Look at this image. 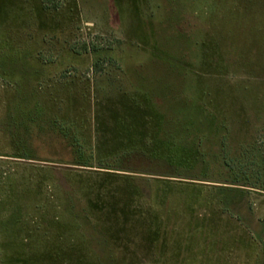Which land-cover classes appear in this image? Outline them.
Instances as JSON below:
<instances>
[{
  "label": "rangeland",
  "instance_id": "obj_1",
  "mask_svg": "<svg viewBox=\"0 0 264 264\" xmlns=\"http://www.w3.org/2000/svg\"><path fill=\"white\" fill-rule=\"evenodd\" d=\"M3 51L0 264H264V0H0ZM38 108L197 180L70 165Z\"/></svg>",
  "mask_w": 264,
  "mask_h": 264
},
{
  "label": "trees",
  "instance_id": "obj_2",
  "mask_svg": "<svg viewBox=\"0 0 264 264\" xmlns=\"http://www.w3.org/2000/svg\"><path fill=\"white\" fill-rule=\"evenodd\" d=\"M52 0H48L50 2ZM89 47L86 44L83 46V50H76L73 49L74 53L83 54L87 53ZM19 53V52H18ZM18 53H7L1 52L0 53V76L6 77L14 74L20 73L23 76L26 75H33L38 73V67L31 66L28 60V55L22 53L23 56L18 55ZM31 56V54L29 55ZM43 60V59H42ZM47 62L46 60H43ZM27 109V108H26ZM183 109V108H181ZM36 113H35V112ZM33 115L31 113L27 114L26 117L23 118L20 126H17V130L21 131L22 129H27V137L26 139L30 138L31 135L30 126L27 124V118L29 122H34L36 124L37 129L43 130V128L47 127L55 136L61 139L64 142V145L70 152L71 158L70 161L67 163L77 167H85V168H99V169H111L113 171H119L117 174L128 173L130 176H134L136 174L139 175H146L152 176L154 179L158 177L168 178V179H183V180H197L193 178L192 175L185 176L182 173H178L167 169L160 168L159 165L163 166L166 165L168 167H174V162L169 159L168 151H164L161 153L160 151H156L157 153L149 152L146 150H131L127 149L120 154H116L114 156H110L105 158L104 155H97L95 146L92 145L89 141H86V138H83L82 135L79 134V129L76 127L75 122L70 121L69 119H61L52 118L44 119L42 123L40 120L42 118V109L38 108L35 109ZM182 113V112H180ZM179 113V114H180ZM160 114V113H157ZM191 112H189V115ZM162 115V114H160ZM188 115V116H189ZM163 116V115H162ZM22 133V131H21ZM20 137V134H19ZM89 138V137H88ZM155 139V138H154ZM154 139L151 140L150 146L158 148L159 144L154 142ZM157 139V138H156ZM164 147L170 149V147L164 143H161ZM180 144V143H179ZM181 146V144H180ZM194 148L190 147H182L185 150L189 151L192 150L196 154V161L197 165L202 167L205 164L206 159L208 158V153L210 152L206 148L202 147V144L198 146H193ZM161 154V155H159ZM211 154V153H209ZM222 156L224 157L223 153ZM186 165L191 166L190 162H185ZM96 164V167H95ZM144 165V166H143ZM144 167L146 169H140L139 167ZM112 167V168H111ZM189 168V167H185ZM201 181V180H199ZM202 182H208L207 180H202Z\"/></svg>",
  "mask_w": 264,
  "mask_h": 264
}]
</instances>
